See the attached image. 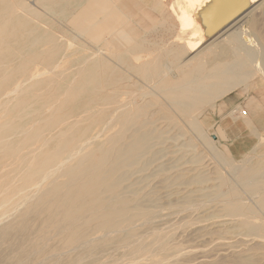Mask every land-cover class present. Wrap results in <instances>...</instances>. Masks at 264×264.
I'll return each mask as SVG.
<instances>
[{
	"label": "bare ground",
	"instance_id": "bare-ground-1",
	"mask_svg": "<svg viewBox=\"0 0 264 264\" xmlns=\"http://www.w3.org/2000/svg\"><path fill=\"white\" fill-rule=\"evenodd\" d=\"M257 1L169 3L182 31L197 21L204 25L186 38L193 54L177 63L172 81L173 66L158 57L134 62L142 59L135 54L149 50L152 31L138 36L134 26L124 27L123 12L104 5L88 9L84 20L71 19L90 38L88 46H105L84 52L16 14L13 0H0V264H177L174 230L193 224L192 213L210 203L239 242L258 239L264 255V160L235 167L233 179L217 174L210 189L198 147L211 148L202 111L236 88L264 92V30L256 23L264 0L243 15L246 4ZM162 5L131 0L130 11L150 18ZM218 31L216 37L228 34L201 48V39ZM105 33L110 41L98 42ZM211 47L218 50L209 57ZM236 111L256 134L255 120ZM168 153L179 156L167 162ZM182 156L189 157L179 162ZM186 162L191 168L182 166ZM151 178H159L151 187L166 189L164 195L146 190ZM173 195L180 199L159 202ZM164 223L168 227L159 228ZM254 255L239 254L234 264H260Z\"/></svg>",
	"mask_w": 264,
	"mask_h": 264
},
{
	"label": "rangeland",
	"instance_id": "rangeland-1",
	"mask_svg": "<svg viewBox=\"0 0 264 264\" xmlns=\"http://www.w3.org/2000/svg\"><path fill=\"white\" fill-rule=\"evenodd\" d=\"M172 1L173 0H163L162 10H157V11L155 10L154 12L152 11L148 12L151 19L148 17L139 18L140 16L137 17L136 12H131L130 10H133V9L131 8V4L129 0H122V8H123L122 12H123V17L126 19V21L124 20L123 22L124 27L134 26V29L138 33V36L139 34L141 35L145 31H148V28L149 30L152 31L150 32L151 35L150 37H148L149 42L147 43V46H149L148 47L149 50L148 49L144 51L142 50L140 51V53L135 54L134 57L136 56L139 57L140 55L142 59L134 60V62L140 63L147 59L151 60L152 57H155V58L158 57L157 59L158 62L167 63L173 66L169 68L170 74H168V78L170 77L169 80L176 81V79L179 76V71L178 69L175 68V66L177 65V63L180 62L181 59H184L190 54H193V52L191 53L187 52V48L185 47L186 45L184 43L185 40L187 37H191L190 33H193L196 25L198 27H202L204 25H202L201 22L197 21V24L194 25L193 28H189L188 31H182L179 28L180 26L178 25V20L175 17L173 10H171V8L168 6V4L171 3ZM260 1L262 0H259V2ZM33 2L34 1L32 0H29V1L13 0V4H14L13 10L15 11L16 14L23 16L24 19L26 18L27 21L34 24L38 29H43L44 31L51 32V34H54L56 38H60L64 44H67L70 42L69 44H72L71 48L73 50L81 48V49H84V52H85L86 48H89V47L93 49L97 48L100 50L104 49L103 47L105 46H88L87 42H89L90 38H88L87 35H84V33L76 30L77 28L75 27L77 26H74V24L71 23L70 21L65 22L66 21L65 19L47 15L45 11L40 10ZM259 2L257 1L253 4L252 3L246 4L247 6L244 8L243 15L246 14L248 9L253 8L255 4ZM123 5H125V7ZM180 5H182L184 9H187L185 4L181 3ZM15 6L16 8H14ZM141 14L142 13H140V15ZM145 14L147 13L144 12V15ZM257 15L258 16L260 15L259 17L257 16L258 19H256L258 28L261 27L260 29L264 30V19H262V17L264 18V13L261 14L260 12H258ZM129 16L131 17L132 20L129 18ZM152 18H154V22L152 21ZM238 18L239 16H236L235 18H233L232 22L237 21ZM149 19L152 22H150ZM135 21H137V24ZM138 24L140 27L138 26ZM179 30L181 31L179 32ZM118 34L119 33H117V35ZM184 34L185 35L188 34V36L184 37ZM218 34H219V31L218 33L213 34V36H210V35L204 36L201 39L202 41L201 48L209 47L210 44H213V42L216 40H222L223 38L226 37L228 33L225 32V33H222L221 37L219 36L216 37ZM177 35H180V36H177ZM96 40L98 42H103V41H108V40L110 41V35H107V33H105L103 36L99 35ZM213 50H218V49L215 47L213 48L211 47L210 49L208 48V50H206V54H208V56L210 57ZM103 52L106 57L111 58V56L108 54L107 51H103ZM174 54L178 56L174 57L173 56ZM204 56L207 57V55L205 54ZM37 68H39V66H37ZM134 78L135 77H133V79ZM260 90L258 91L256 89L255 91H253V89L252 90L250 89L249 92L242 93L241 88H236L232 90V92H229L225 94L224 96H222L221 98L217 99V101H215V104H214L215 106L213 108L208 107L204 111H202V113L199 115L201 125H203L202 134L207 135L205 137L211 143V148L210 146L208 147L200 143L198 145V147H200L199 150L201 152L200 157L202 158V161H205L203 162L204 164H202L201 170H204V173L208 175V180L206 181L207 183L205 182L208 188L213 189V186L216 185V183L218 182L219 179L217 177V174H221L223 175V177L233 179L234 175L232 172L235 167L236 168H239L241 166L246 167L247 165V168H252L255 162L264 160V140H263L264 139V92ZM253 96L256 97V99L251 104V107H248L249 101H251V99L254 98ZM156 99H157L156 100L157 103H159L162 100L159 96H157ZM152 108L157 109L156 106H152ZM230 109L232 111H230ZM239 109L245 110L250 116L249 118L250 119L253 118L255 120L256 125H257V131L255 132L256 134H253L252 129L249 130L248 129L249 127L247 126V124L244 121H242L243 120L242 118H240L241 116L239 117L237 113L238 111H236ZM159 113H161V111H159ZM184 134L187 137L191 135L190 133H184ZM261 140H263L262 143H261ZM196 143L198 142L196 141L195 144ZM216 154L217 156L220 157L221 160L218 159L217 156L215 157ZM174 155L172 153H168V156L166 157L167 162H171L173 160L172 159L173 157L175 159L177 156H179V155H176V156ZM188 157L189 156H182L180 160L178 161L182 162L183 160H187ZM215 159L218 161H216ZM182 166L186 168H191L190 166H192V164L186 162V163H183ZM136 179L130 178L129 180L135 181ZM158 179L159 178H151V180L149 181V185L146 187V190L151 188L152 190L158 193V197H159L165 194L166 189L164 188L160 189L159 187H154V188L151 187V185L153 184L158 185L157 184ZM197 194L198 192L194 193L193 197L195 201L199 202L200 198L202 200V196L201 197L197 196ZM168 199L170 200L180 199V195H176V196L173 195L170 198L163 196L161 199H159V202H166ZM218 208L219 207H217L213 203H210L204 206L203 208L199 209L198 211H195L192 213V218H193L192 221H194L193 224H189L186 227L181 226L180 228L178 227L174 230L173 237H172L173 242L174 244H178L181 247L178 253L179 255L175 259V262H177V264H196V263L197 264H221V262L222 264H229V262H231L230 264H234V259L239 254H243L247 256L250 253H255L254 256L255 257L257 256L259 258L260 264H264V260H263L264 255L259 254L262 251V248L259 247V245L255 246L254 244V243H259L258 239H255L252 242L246 241V244H244L243 242H239L238 240H240L239 238H241V236L237 234L234 235V233L232 232L233 228H228L227 223H229L228 222L229 220H227L224 216L220 215L221 212L218 210ZM162 212L165 213L167 211L163 210ZM163 217H166V216L163 215ZM30 219L33 225L36 226L38 224V221L35 219V217L32 216ZM173 220L175 219H171L169 223H172ZM175 223H178V221H176ZM167 224L168 223H164L163 225L160 224L159 228H162L163 226H164L163 228H167L168 227ZM146 227L147 226L143 227L141 231L145 232ZM4 245L5 244H3L1 247L3 251H5ZM250 246H253V250L249 251L246 248ZM216 257L218 258L215 259Z\"/></svg>",
	"mask_w": 264,
	"mask_h": 264
},
{
	"label": "crops",
	"instance_id": "crops-1",
	"mask_svg": "<svg viewBox=\"0 0 264 264\" xmlns=\"http://www.w3.org/2000/svg\"><path fill=\"white\" fill-rule=\"evenodd\" d=\"M33 1L35 5L40 10L45 11L47 15L58 18L68 15L65 22L70 21L74 25L76 23H74V21H72L71 19L75 17L77 18L78 21L84 20L88 9L97 10L98 8H101L104 5L108 9H115L118 10L120 13L122 12L121 10L123 9L121 8L122 0H33ZM129 1L131 4V0ZM119 6L121 10L118 9Z\"/></svg>",
	"mask_w": 264,
	"mask_h": 264
}]
</instances>
